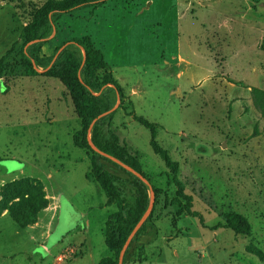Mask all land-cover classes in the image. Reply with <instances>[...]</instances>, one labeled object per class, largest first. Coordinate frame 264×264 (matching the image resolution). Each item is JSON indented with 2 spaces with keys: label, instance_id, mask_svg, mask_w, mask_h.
<instances>
[{
  "label": "rangeland",
  "instance_id": "374dc122",
  "mask_svg": "<svg viewBox=\"0 0 264 264\" xmlns=\"http://www.w3.org/2000/svg\"><path fill=\"white\" fill-rule=\"evenodd\" d=\"M46 1L0 0V59L8 63L0 78V264H97L112 257L104 223L116 208L86 179L90 153L72 143L79 120L60 82L18 73L28 48L21 29ZM84 36L125 95L109 129L138 158L151 191H161L156 202L150 191L157 237L149 228L126 263L264 264V120L250 93L264 92V0H106L63 16L37 56ZM132 115L156 125L199 217L177 214L172 175ZM15 177L28 178L9 183ZM45 187L68 203L44 246L13 216L27 213L26 201L40 204ZM227 213L244 217L250 234L224 228Z\"/></svg>",
  "mask_w": 264,
  "mask_h": 264
},
{
  "label": "trees",
  "instance_id": "16d2710c",
  "mask_svg": "<svg viewBox=\"0 0 264 264\" xmlns=\"http://www.w3.org/2000/svg\"><path fill=\"white\" fill-rule=\"evenodd\" d=\"M105 3L106 0H47L31 15L28 23L21 29V39L28 48L25 53H22V67L18 73L23 78L43 77L56 80L65 89L79 120V130L72 135V143L77 149L90 153L91 172L86 175V179H94L107 200V206L112 205L116 208V211L110 214L104 223V245L112 257L103 258L97 264H118L120 253L127 239L150 205V189L139 178L95 153L92 146L119 160L148 182L150 181L143 172L138 158L132 155L125 146H121L118 137L109 129L115 113H110L94 122L98 117L114 108L118 97L124 100V92L113 78L103 53L96 49L89 36L71 40L63 47L55 49L51 56H37L63 16L83 9L96 10L104 6ZM6 60V56L0 59V78L7 72L8 63ZM36 68L43 70L44 73L39 74ZM7 92L6 87L5 93ZM250 93L253 107L264 120V92L253 88ZM132 118L149 130V145L153 153L159 157L172 175L179 205L177 214H187L193 218L199 217L192 211V198L185 194L184 185L177 177L178 164L171 160L168 152L156 141V125L141 117L132 115ZM101 161L112 164L127 177L111 174ZM152 190L156 202L161 191L159 189ZM32 202L26 201L25 206L28 208L26 214L13 216L14 222L22 228L34 225L38 213L48 206L45 194L40 204ZM153 213L154 208L130 241L125 250L122 264H127L126 257L129 251L138 239L148 232L149 228L153 230L152 240L157 237L156 227L152 223ZM222 218L224 228L234 234L241 236L250 234V225L244 217L227 213ZM199 221L203 222L201 217ZM146 261L145 257L138 259V263Z\"/></svg>",
  "mask_w": 264,
  "mask_h": 264
},
{
  "label": "crops",
  "instance_id": "0c3cea01",
  "mask_svg": "<svg viewBox=\"0 0 264 264\" xmlns=\"http://www.w3.org/2000/svg\"><path fill=\"white\" fill-rule=\"evenodd\" d=\"M181 72V69L179 70ZM178 72V73H179ZM136 91L133 90L132 94H135ZM20 179L28 178V177H19ZM19 178H13L10 180L9 183L19 180ZM35 179V178H33ZM37 180V179H36ZM0 177V184H4L5 182H1ZM1 186V185H0ZM45 198L48 201L47 208L41 210L37 215V221L34 225L27 227L26 230L30 232V240L35 243H40L41 245L48 244V241L52 235V231L57 224H59L58 215L63 206V203L66 201L64 200V196L62 194L53 195L49 193L46 187L44 188ZM68 203V201H66ZM42 247V250L45 253H48L45 247Z\"/></svg>",
  "mask_w": 264,
  "mask_h": 264
},
{
  "label": "water",
  "instance_id": "95a60500",
  "mask_svg": "<svg viewBox=\"0 0 264 264\" xmlns=\"http://www.w3.org/2000/svg\"><path fill=\"white\" fill-rule=\"evenodd\" d=\"M115 110V107L110 110L109 112L101 115L100 117H98L94 122H96L98 119L102 118V117H105L107 115H109L110 113H112L113 111ZM93 122V123H94ZM92 150L97 153L98 155H100L101 157L115 163L116 165H118L120 168H122L123 170L127 171L128 173L134 175L135 177L139 178L143 183H145L150 191H151V187H150V184L149 182L144 179L140 174H138L137 172H135L134 170H132L131 168H129L128 166H126L125 164H123L122 162H120L119 160L99 151L97 148H95L94 146H92ZM151 194L153 195V191H151ZM152 208H153V203L150 201V205L147 209V211L145 212V214L143 215V217L141 218V220L138 222V224L135 226L134 230L132 231L131 235L129 236V238L127 239L121 253H120V257H119V263L118 264H122L123 262V256H124V253H125V250L126 248L128 247L130 241L132 240V238L134 237V235L136 234V232L140 229V227L144 224V222L146 221V219L149 217L151 211H152Z\"/></svg>",
  "mask_w": 264,
  "mask_h": 264
},
{
  "label": "built area",
  "instance_id": "2783aa9c",
  "mask_svg": "<svg viewBox=\"0 0 264 264\" xmlns=\"http://www.w3.org/2000/svg\"><path fill=\"white\" fill-rule=\"evenodd\" d=\"M71 254H75V253H72V252H71Z\"/></svg>",
  "mask_w": 264,
  "mask_h": 264
}]
</instances>
